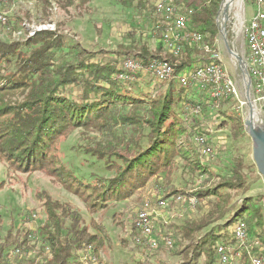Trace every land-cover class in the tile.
I'll use <instances>...</instances> for the list:
<instances>
[{"label":"trees","instance_id":"1","mask_svg":"<svg viewBox=\"0 0 264 264\" xmlns=\"http://www.w3.org/2000/svg\"><path fill=\"white\" fill-rule=\"evenodd\" d=\"M91 1L40 0L42 15L38 20L52 17L53 4L67 11L83 8ZM157 1L138 0L137 6L147 8L152 3L156 8ZM166 1L186 15L188 31L201 34V43H183L182 51L175 54L166 48L161 36L153 48L150 40L129 33L131 43L119 51L121 55L128 54L144 64L167 60L175 75L209 63L218 51V15L223 0ZM155 13L150 19L164 24L163 15ZM22 20L14 17L12 31L20 29ZM43 30L24 41L0 39V160L7 169L47 174L98 209L113 200L127 199L156 175L170 178L180 157L183 172L194 186L193 192L182 194L196 197L201 211L172 219L169 226L158 219L162 237L169 233L173 245L161 242L157 249L164 256L152 253L136 264H216L217 245L228 240V227L243 213L252 242L260 241L264 252V207L259 198L245 197L223 221L235 204L229 190L247 189L244 155L240 151L232 154L230 166L219 172L212 162L202 161L204 154L196 137L204 136L209 144L210 133L198 121L190 126L180 114L193 99L189 89L173 79L167 87L157 81L152 92L139 91L118 79L121 64L96 61L94 52L79 42L58 30ZM157 31L161 33V28ZM74 89L79 95L71 93ZM195 91L201 97L196 102L204 109L218 106L216 102H223L225 107L233 100H214L205 92ZM217 113L227 117L223 120L229 124L233 139L246 135L243 118L221 108ZM79 129L88 141L82 145L84 154L103 163L109 176L95 172L83 176L58 155L60 138ZM248 169L253 171L256 165ZM177 193L179 190L174 189L165 199L172 201ZM36 196L45 214L37 237L26 225L19 227L15 222L4 231L0 219V264L8 262L9 250L15 247H24L27 252L16 257L20 264H87V260L95 262L94 257L102 264L101 255L110 240L103 228L94 232L87 226L80 232L65 228L55 211L54 198L47 192ZM82 257L87 259L82 261Z\"/></svg>","mask_w":264,"mask_h":264},{"label":"rangeland","instance_id":"2","mask_svg":"<svg viewBox=\"0 0 264 264\" xmlns=\"http://www.w3.org/2000/svg\"><path fill=\"white\" fill-rule=\"evenodd\" d=\"M137 2L138 0H92L83 8L73 7L67 11L61 9L57 4H53L52 17L48 21H39L38 17L42 15L40 0H0V13L7 17V19L0 18V39L11 42L24 41L33 37L39 30H58L67 35L69 40L73 39L89 51L94 52V60L104 63L111 60L119 66L127 58H133L128 54L121 55L119 52L131 43L129 33L150 40L153 48L158 45L160 36L162 37L163 28L161 33L157 31V25L160 24L158 19H156V22L150 19V15L154 17L155 7L152 8V3L147 8L139 7ZM162 2L165 5H171L166 0L157 1L156 4ZM150 8L152 9L150 10ZM174 8L176 7L174 6ZM255 11L254 0H242L241 6L233 5L228 12L227 15H230V21H224L223 10L218 15L220 26L223 23L227 25V27H224L227 30L226 35L225 31L219 28L218 50L223 54V63L225 59L228 71L237 83L238 96L232 97L233 100L227 103L225 107H222L223 102L219 104L216 102L218 106H209V108L205 107L204 109L203 105L197 104L196 101L201 97L192 87L189 89L188 94L193 99L187 101L180 111L181 118L190 126L198 121L203 128L209 131V144L214 149V155H203L201 159L207 163L212 162V167L215 168L216 172L230 166L228 161L232 154L240 151L244 155L246 163L244 174L247 189L229 190L235 204L232 211L223 219L225 222L234 210H237L238 207L236 206H239L245 197L259 198L261 205L264 207V179L258 172L257 167L253 171L248 169V166L255 164L252 139L248 133L237 140L233 139L229 124L223 120L227 117L217 113V110L221 108L233 112V115L240 116L244 121L249 114L246 88L240 64L237 57L230 53L229 48L233 49L238 56H243L245 44L243 37L239 34V29L245 21H250ZM156 13L157 16L163 15V12L158 10H156ZM16 16L23 19L17 32L12 31L14 17ZM142 72H147V70H140V74L135 80L125 83H131V87L139 89V91L152 92L157 80L150 72L143 74ZM175 81L180 86L178 81ZM169 83L170 81L163 82L166 85L165 87ZM71 93L79 95L77 89H74ZM135 93L137 94L138 91H134ZM257 119L258 122L264 125V104H257ZM91 135L99 137L96 132H91ZM66 137L60 138L61 142L57 146L59 147L58 155L67 164L83 176H88L92 172L110 175L104 168L103 163L84 154L82 145L88 143V141L80 129ZM177 163L178 166H176L170 178L167 179L164 174L156 175L127 199L113 200L106 208L93 209L90 203L84 201L83 198L73 193V190L67 189L53 177L39 171L31 174L9 171L0 160V219L2 228L6 231L13 222L19 227L24 224L32 230L34 238L37 237L38 227L43 222L45 214L36 194L47 192L54 198L55 211L63 227L75 228L79 232L86 226L91 232L100 227L103 228L104 234L110 240L106 243L101 255L102 264H136L137 261L147 259L150 254L158 252L157 248L138 245L136 242L140 232L134 229V221L147 201L151 203L145 207L144 212L148 216L152 215L155 222L160 219L167 226H169L172 219L179 220L180 218L191 217L201 211L196 197H188L182 194V192H193L194 186L189 176L183 172V163L180 157L177 158ZM174 189L179 190V193L172 195V201L165 199L167 197L166 193L170 194ZM178 196H184L183 200H179ZM193 199H196L195 206L191 204ZM164 200L166 203L160 205L159 202ZM245 216L246 213H243V215L232 220L226 231L228 235L233 233L235 225ZM158 223L156 222L155 225L154 222L150 221L147 224L151 225L152 230L154 227L155 238L164 243V239L169 233L166 232L165 228L163 232H165L164 235L167 233V236L162 237L163 234L160 231L161 228L158 227ZM22 248L26 250L24 247ZM160 254L163 255V253L158 252V255ZM87 261V264H99L98 259L95 262Z\"/></svg>","mask_w":264,"mask_h":264},{"label":"built area","instance_id":"3","mask_svg":"<svg viewBox=\"0 0 264 264\" xmlns=\"http://www.w3.org/2000/svg\"><path fill=\"white\" fill-rule=\"evenodd\" d=\"M256 5V11L253 17L248 22H244L242 27L239 29V34L243 37L245 50L243 51V59L246 63L248 76L251 82V90L253 100L255 104H264V0H254ZM156 10L163 12V18L165 23L158 24V28H163L161 41L172 44L173 48L177 51L183 48V43L193 42L201 43V36L198 33L188 31V24H186V15L181 13L177 8H172L168 5H156ZM224 13V11H223ZM1 19H7L2 13H0ZM4 16V17H3ZM225 16V14H224ZM166 18H174L173 26H166ZM224 21H230L225 19ZM214 57H223V54L218 50L215 51L211 56V61L205 65L193 67L190 70L175 75L174 68L167 60H152L147 64H144L138 58H127L123 63L133 64L132 75H127L128 82L133 81L139 75V70H147L150 72L158 82H168L173 79L177 80L180 86L187 89L194 87L200 92H205L215 100L218 96L219 83L221 79H228L230 81V93L229 98L238 96L237 83L234 78L230 75L226 62L224 59V66H214ZM117 75H123L118 73ZM196 142L201 147V152L206 156L214 155V149L210 144L206 143L204 136H197ZM184 196H178L179 200H183ZM147 201L145 206L139 211L136 220L134 221V229L140 233H145V242H136L138 245L150 246L151 248H157L161 240L157 238H150L151 225L147 224L146 217H144V210L148 204ZM166 201H160V205H164ZM191 204L195 206L196 199L191 201ZM35 216V215H34ZM245 225H240L237 228V243H226V248H218L217 251V262L216 264H235V258L238 256V248L240 243H247V239L244 235ZM167 241H173L172 237L168 235L164 239V244L167 245ZM27 252L22 247H15L9 250V259L6 264H20L16 261L18 255H25ZM254 255L259 264H264V252L262 247L255 244ZM86 257H82L81 260H86ZM97 261V258H93Z\"/></svg>","mask_w":264,"mask_h":264},{"label":"bare ground","instance_id":"4","mask_svg":"<svg viewBox=\"0 0 264 264\" xmlns=\"http://www.w3.org/2000/svg\"><path fill=\"white\" fill-rule=\"evenodd\" d=\"M156 5H165V4L162 2V3H157ZM233 5L241 6L242 0H226L225 10H224L225 17L226 16L228 17L227 14L230 11V9L233 7ZM168 6H172V8H174L173 5H168ZM177 10H178V8H177ZM159 12H161V11H159ZM239 21H240V18H239ZM171 23L173 26L174 25V18H166L167 26H171ZM186 24H187V18H186ZM193 33H197V32H193ZM198 35L201 36V41H202V39H203L202 35L199 33H198ZM165 45L169 50H171L175 54H178L179 52L182 51V49L177 51L176 48L172 47V44L165 43ZM236 57L238 58V60H240L239 59L240 57H238V56H236ZM223 65H224V63H223L222 57H214V66H223ZM119 73L123 74V75H118V79L121 81H127L128 82L127 75H132L133 64L123 63L122 67H121V71ZM229 93H230V81H228V79H221L220 83H219L218 96H216L215 99L229 98ZM204 155H206V154H204ZM144 217H146L147 223H150V221L154 222L151 218L152 215L148 216V214L146 212H144ZM154 224H155V222H154ZM240 225H245L244 235H245V238L247 239V243H240V247L238 248V256H236V258H235V264H259V260H257L256 256L254 255V247H255V244H258L259 247H262L261 246L262 244L260 241L252 242L253 240H251V238H250V235H249L250 233L248 232L247 223L243 220H240L235 225V227L233 229V233L231 235H229V238H228L229 241L227 240V241H224L223 243H220L219 245H217V250H218V248H226V243H237L236 231ZM154 233H155L154 227H153V230L150 228V238H155ZM137 242H145V233H140V236L137 238ZM167 245L172 246L173 245L172 241H167Z\"/></svg>","mask_w":264,"mask_h":264},{"label":"water","instance_id":"5","mask_svg":"<svg viewBox=\"0 0 264 264\" xmlns=\"http://www.w3.org/2000/svg\"><path fill=\"white\" fill-rule=\"evenodd\" d=\"M225 2H226V0L222 1L219 12H221L222 10L223 11L225 10ZM226 19L229 20V15ZM218 25H219L220 29H223V31H225V35H226L227 30H225L224 27H227V25H225L223 23L221 25L222 28L220 26V23H218ZM227 41L228 40L226 37V42ZM229 51L232 55L238 56L237 53L233 49L229 48ZM238 57H240L239 59L241 60V61L238 60V62L240 64V70H241L243 78H244L246 95H247V100H248V105H249V114L245 118L246 131L252 139V143H253L252 151H253L254 162L256 164L258 172L260 173V175L264 179V125H262L260 122H258V119H257V106L255 104V101L252 99L251 82H250V79L248 76L246 63H245L243 57H241V56H238Z\"/></svg>","mask_w":264,"mask_h":264},{"label":"crops","instance_id":"6","mask_svg":"<svg viewBox=\"0 0 264 264\" xmlns=\"http://www.w3.org/2000/svg\"><path fill=\"white\" fill-rule=\"evenodd\" d=\"M166 25H167V24H166ZM143 73H148V72H142V74H143Z\"/></svg>","mask_w":264,"mask_h":264}]
</instances>
